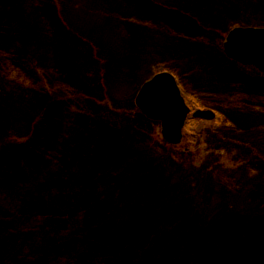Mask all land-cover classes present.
Wrapping results in <instances>:
<instances>
[{
  "label": "trees",
  "instance_id": "trees-1",
  "mask_svg": "<svg viewBox=\"0 0 264 264\" xmlns=\"http://www.w3.org/2000/svg\"><path fill=\"white\" fill-rule=\"evenodd\" d=\"M18 1L25 2V0H0V108L7 109L9 113H18L23 128L28 129L31 126L27 136H30L33 142L32 145L27 144V149L21 154L18 153L10 156L11 159L8 157L0 161V199L5 198L6 204L12 207L0 205L1 213L4 214L3 220L6 221L5 232L9 236L5 238L8 245H12L18 264H43L44 259L50 258H52L50 261L56 263L59 262L58 256L60 259L68 257L73 264H264V259H259L257 262L254 260L256 246L250 240V235L254 234L250 225L240 222L230 211L220 209L224 206L232 208V204L238 203L235 198L219 199L218 210L223 213L217 222L207 226L202 217H195L192 219L193 225L188 226L190 228L184 227L188 223V218L196 216L193 208L187 211V208L193 205L195 184L178 178L181 168L168 171L165 162L157 163L159 159L175 158L176 155L173 154L178 153L177 150L171 152L170 148L158 146L153 142L150 145L136 144L135 150L131 153V160L142 159L141 171L143 169L146 171L139 172L140 176L152 175L143 187L138 186L137 196H132L131 180H127V176L124 177L122 164L118 166L105 161L111 168L106 174L100 165L103 158L107 159L106 154H102L96 147L93 152L86 153L84 146L86 140L82 138L81 132L84 128L93 130L95 138L99 133L95 128V119L92 118L88 123L86 121L88 114L80 106L77 109L82 110L79 113L82 123H76L70 138L63 136V139H59L60 142L63 140V147L54 149V146L48 143L52 129H43L42 119L46 110L41 105L45 98L46 84L38 70L40 65L33 67L29 72L27 57L34 48L32 45L37 42L29 37L26 32L28 27L26 22H22L19 18ZM29 1L35 9L31 13L40 25L39 41L42 39V48L48 49L55 55V69L63 75L64 72L60 68L63 69V64L66 65V54L61 48L59 49V45H62L60 41L62 31L57 27V23H62V20L57 6L53 0ZM249 1L250 7H248L249 4L244 5L245 0H232V5L231 0H180L188 4L190 7L188 8L193 11L187 13L194 17L195 25L189 24L180 29L176 19L169 17L166 32L179 51L176 57L182 58L189 54L191 61L189 60L187 71H183L182 74L189 78L188 71L194 67L198 70V64L201 62L206 67L213 64L210 63L213 59V51L203 50L202 52V48L207 49L208 45L212 48V45H216L209 41L212 34L223 41L225 30L232 23V17L223 14L219 16V20L208 21L203 25V21L195 17V7L203 8V5L209 2L215 4L213 8L218 11L240 6L247 10L248 15L245 20L249 26H264V3L257 4L258 0H254L253 3L252 0ZM27 2L28 0L25 3ZM114 3L118 7L114 9L116 10L114 13L121 16L133 15L137 20L140 16L147 17L150 14L147 7L148 0H114ZM126 5L127 8H131L132 5L139 8L122 11ZM160 9L171 11L163 7ZM235 11L237 12V9ZM207 15L208 13L205 14ZM27 19L32 21L31 16ZM237 25V23L233 24L232 27L235 28ZM194 26L197 28L185 31L188 27ZM201 32L203 36L200 35ZM69 34L71 35L70 32ZM192 34L197 35L195 44L188 49L178 46L180 45L178 42L184 39L182 35L189 37ZM138 44L139 42L136 45ZM222 56H218V59L221 60ZM219 73L217 83L227 82L232 88H229L228 92L236 101L228 105L230 109L228 111L232 115V123L237 121L231 129L222 130L219 136L224 138L228 146L245 149L249 154L254 153V157L255 154L258 155L260 149L249 144L250 142L248 143L246 139L250 140L254 135L256 130L254 121L258 120V123L264 121V92L260 90L262 87L253 89L248 84L249 80L245 82L238 80V75L222 68ZM198 74L194 75V78H199ZM71 84L75 88L74 84ZM236 84L240 86L236 87ZM64 91L66 88H63V93L66 95L68 92ZM208 94L217 95L215 91ZM51 96H54V93ZM68 101L74 102L72 99ZM190 101L192 106L195 105L198 108L211 106L214 107L213 109L217 108L215 106L217 103H212V100L207 97L197 96ZM55 103L60 105L56 100L53 103L49 102V105ZM258 107V111H253ZM215 111L218 114L217 122H219V111ZM223 111L225 114V110ZM256 113L260 116H256ZM136 114L139 113L136 112ZM47 115H50L49 112ZM261 126V130L264 131V122ZM212 132L216 134L218 131L210 129L202 136L207 139L208 133ZM27 136L25 140H28ZM155 152H158V155ZM260 152L264 158V147ZM117 161L115 160L114 163L119 162ZM168 161L174 166L178 165L176 159ZM43 162L47 163L48 173L45 169L43 171ZM150 162L153 164L146 166V163ZM91 166L96 168L94 172ZM197 166L194 167L197 168ZM160 167L165 169V172L159 176L157 172ZM39 172L42 173L41 176ZM26 173L30 175L27 176ZM236 175L234 171L229 174L225 172L228 178V184L225 187L227 191H231L232 187L235 188ZM198 178L200 179L199 176ZM151 179H153L152 190L148 185ZM210 181L213 187L212 178ZM99 185L101 187L106 185V192L110 193L112 200H103L102 203L95 200V195L101 191ZM212 187L210 196L215 198L214 187ZM129 190L130 205L138 206L139 204L138 213L126 212L122 216L123 220H120L119 209L125 208L126 205L119 207V204H125L126 198H122L118 204L117 201L121 191L122 197V194H126ZM139 196L144 197L139 200L136 198ZM101 198L99 196L98 199ZM183 208L186 209L184 215L191 213L194 216H184L186 218L178 220L179 215L184 212L181 211ZM176 211H178L177 215ZM107 222L110 223H108L109 226L106 225ZM224 223L230 225L224 226V230L227 229V231L223 234L212 229L213 226H221ZM234 225L236 226L234 230H228ZM237 225L241 230L238 231ZM127 226L131 232L128 231L126 234L121 232V229ZM205 230H210L209 235ZM17 249L21 251L19 255L16 254Z\"/></svg>",
  "mask_w": 264,
  "mask_h": 264
},
{
  "label": "rangeland",
  "instance_id": "rangeland-1",
  "mask_svg": "<svg viewBox=\"0 0 264 264\" xmlns=\"http://www.w3.org/2000/svg\"><path fill=\"white\" fill-rule=\"evenodd\" d=\"M53 1L62 20V23H57V27L62 31L60 35L62 45H59V49L61 48L66 54V65L63 64L64 68H60L64 72L63 75L57 71L58 69H55V55L48 49L42 48V39L39 41L40 25L37 23V18L31 13L35 9L32 8L30 1L28 0L27 4L25 3L26 0L20 3L18 1L17 4L19 18L22 22H26L28 26L27 34L37 42V44L32 45L34 48L28 54L27 62H29V72L32 71L33 67L41 66L38 67V70L42 75L44 84H46L45 98L41 105L46 110V114L44 113L42 119L43 129H52L48 143L54 146V149L63 147V140L60 142L59 139H63V136L70 138L74 128H76V123H82V117L79 115L82 110H78V106L88 114L86 118L88 123L92 118L95 119V128L99 133L97 138H95L93 130L84 128V131L81 132L82 138L86 140V144H84L86 153L93 152L95 147L98 150L100 149L102 154H106L105 157L107 158L106 160L103 158L100 162L103 168L102 171L106 174L110 172L111 168L106 164L107 161H110V164H118V166L122 164L124 177L127 176V180H131L130 189L133 191L130 192L129 190L126 194L123 193L122 197L121 191L120 198L117 201L118 204L122 201V198H126L125 204H119V207L126 205L125 208L119 209L120 220H123L122 216L126 212L128 214L138 213L137 207L139 204L138 206L130 205L131 197L128 193L137 196L136 189L138 186L143 187L152 175L142 174L140 176L139 172L146 171L144 169L141 171L143 167L142 159L131 160V153L135 150L136 144L150 145L153 142L158 146L162 145L170 148L171 152L177 150L178 153L173 154L176 155L175 158H170L168 155L169 158L159 159L157 163L165 162L168 171L173 168H181V174L178 173V178L186 179L189 183L195 184L193 205L187 208V211H191L193 208L196 211V216L191 213L184 215L186 209L183 208L181 211L184 212L179 215L178 220L186 218L184 216H194L188 218V223L184 226L190 228L193 225V218L202 217L209 226L212 222H217L222 216L223 212L218 210L219 199L235 198L238 203L232 204V208L224 206L220 209L226 212L230 211L240 222L250 225L254 233L250 235V240L256 246L254 248V252L256 251L254 260L257 262L259 259H264V158L260 152L261 148L264 147V131L261 130V123L263 124L264 121L258 123L259 121L255 120L256 130L254 135L250 140L246 139L248 143L250 142L249 144L260 149L258 155L255 154L254 157V153L249 154L245 149L228 146L225 144L224 138L219 136L222 130L231 129L237 123V121L232 123V115L228 111V105L234 104V101H236V99H232V94L228 92L230 85L227 82L217 83L221 68L238 75V80L243 82L249 80L248 84L253 89L262 87L260 90L264 92V74L252 67H245L229 59L227 60L223 50L225 40L234 29L233 24L237 23L238 25L235 27L238 28L251 27L245 20L248 15L247 10L237 6L235 8L237 12L232 8L218 11V9L213 8L215 4H211V1L203 5V8L201 6L195 7V17L202 20L203 25L208 21L215 22L219 20V16L223 14L227 17L231 16L232 23L225 30L223 41L212 34L209 41L216 43V45H212V48L209 45L207 49L202 48V52L203 50L213 51V59L210 62L213 64L206 67L201 62L198 64V70L194 67V69L188 71L190 76L187 78L182 73L187 71L190 60L189 54L182 58L176 57L179 55V51H177L174 42L166 32V28L168 27L169 17L176 19L180 29L189 24L195 25L193 22L194 17L187 13L193 12L189 9L188 4L182 3L180 0H148L147 7H149L150 14L147 17L140 16L136 20L133 15L121 16L118 13L115 14L116 10L114 9L118 7L114 0ZM253 2L254 0H252ZM249 3H251L249 0H245L244 5L246 6ZM261 3H264V0L257 1V4ZM118 5H121V1L118 2ZM141 6L143 7V5ZM130 7L127 8L126 5L122 8V11L139 8L133 5ZM161 7L171 11H162ZM248 7H250V4ZM207 13L208 15L205 16ZM233 14H235V17H233ZM28 16H31L32 21H28ZM192 28L196 29L197 27H188L185 31L188 32ZM257 28H264V26ZM200 35L203 36L202 32ZM182 36H184V39L178 42L180 44L178 46L182 49H188L196 43V34L189 37ZM137 42H139L138 45H136ZM221 55H223V58L220 57V60L218 56ZM161 73H170L176 78L188 101L193 97L197 98V96L207 97L212 100V103H217L215 104L217 108L214 110L219 111V122H196L191 120L185 130L184 141L177 148L164 142L161 123L147 119L136 106V99L143 85L155 75ZM197 74L199 78H194V75ZM206 80L207 82H205ZM71 83L74 84L75 88ZM239 86L240 84H236V87ZM63 88H66L68 92L66 95L63 93ZM213 91L216 92V96L215 94H208ZM52 93H54V96H51ZM68 99H72L74 102L70 103L71 100L68 101ZM54 100L58 101L60 105L56 103L49 105V102L53 103ZM193 107L198 109V106L194 105ZM206 108L213 110L214 107ZM245 109L250 110V108ZM223 110H225L226 115ZM258 110L259 107L253 109V111ZM47 112L50 115H47ZM136 112L139 114H136ZM255 115L260 116L258 113ZM210 129L218 132L216 134L213 132L208 133L209 138H204L202 134ZM29 131H31V126L28 129L23 128L18 113H9L7 109L0 108V161L15 154H21L27 149V144H33L30 140L31 137L27 136ZM26 136L28 140H25ZM7 137H11L12 140ZM155 153L158 155V152ZM169 159H176L178 165L174 166L168 161ZM115 160L120 163L118 161V163H114ZM199 161L202 163L199 164ZM152 164L153 162L146 163V166ZM196 165H198L197 168L194 167ZM91 168L92 172L96 169L92 166ZM44 169L48 173L49 168L46 162H43V171ZM158 169L159 176L162 172H165V169L161 167ZM233 171L237 174L234 180L235 188L232 187L231 191H227L225 187L228 184V178L225 176V172L229 174ZM92 172L90 171V173ZM38 174L39 176L42 175L41 172ZM26 175L30 174L26 173ZM93 178L96 179V177ZM211 178L214 182L213 193L215 198L210 196ZM148 185L152 190L153 179L148 182ZM244 185H246V188H244ZM98 187L101 191H98L95 195L97 202L102 203L103 200L113 199L110 193L106 192V185L102 187L99 185ZM99 196L102 198L98 199ZM142 197L136 198L140 200ZM0 205L12 208L10 204H6L5 198L0 199ZM1 206L0 264H18V260L14 257L15 251L12 249V245H8L6 242L5 237L8 234L5 232L4 224L6 221L3 220L4 214L1 213ZM175 214L177 215L178 211ZM108 223L106 225L109 226L110 223ZM228 225L224 223L221 226H213L212 229L223 234L227 231V229L224 230V226ZM237 226L239 227V225ZM128 227L122 228L121 232L125 234L128 231L131 232ZM235 227L234 225L228 230H234ZM239 230H241L240 227ZM205 231L209 235L210 230ZM19 253L21 251L17 249L16 254L19 255ZM50 259H44L43 264H73L68 257L60 259L58 256L59 262L56 263L50 261Z\"/></svg>",
  "mask_w": 264,
  "mask_h": 264
},
{
  "label": "water",
  "instance_id": "water-1",
  "mask_svg": "<svg viewBox=\"0 0 264 264\" xmlns=\"http://www.w3.org/2000/svg\"><path fill=\"white\" fill-rule=\"evenodd\" d=\"M229 59L244 66H253L264 74V28H237L224 45ZM136 105L149 120L162 122V134L166 142L179 145L190 114L176 78L161 73L144 84L136 99ZM194 118L213 121V111L199 110Z\"/></svg>",
  "mask_w": 264,
  "mask_h": 264
}]
</instances>
